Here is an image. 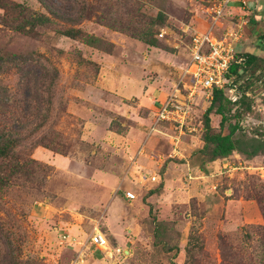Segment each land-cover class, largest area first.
I'll return each instance as SVG.
<instances>
[{
    "label": "rangeland",
    "instance_id": "374dc122",
    "mask_svg": "<svg viewBox=\"0 0 264 264\" xmlns=\"http://www.w3.org/2000/svg\"><path fill=\"white\" fill-rule=\"evenodd\" d=\"M9 1L45 15L53 5L71 4L76 17L86 8L79 24L54 21L34 39L0 26V138L21 139L16 151L30 173L0 192V224L17 258L39 264H264V152L252 158L233 152L202 171L194 153L203 131L182 137L180 159L170 157L169 126L148 134L154 112L187 64L192 36L212 24L214 0ZM247 17L238 55L264 29ZM69 27L103 43L91 47L55 32ZM149 30L155 46L139 39ZM238 86L243 102L229 105L221 131L237 123V135L264 141V71L245 74ZM210 103L195 98L193 126L203 129ZM209 118L220 131V116ZM153 173L159 182L138 178ZM154 221L166 224L170 252L153 245ZM95 229L109 251L88 248Z\"/></svg>",
    "mask_w": 264,
    "mask_h": 264
},
{
    "label": "trees",
    "instance_id": "16d2710c",
    "mask_svg": "<svg viewBox=\"0 0 264 264\" xmlns=\"http://www.w3.org/2000/svg\"><path fill=\"white\" fill-rule=\"evenodd\" d=\"M54 6V5H53ZM46 7L48 15L30 11L29 8L22 4L9 0H0V26L4 30H8L15 35L34 39L39 35V29L48 27L54 21L68 25H77L83 19L86 8L76 17L71 4L65 6ZM56 34H60L72 40H82V43L99 48L103 40L86 35L79 28L69 27L67 29H55ZM152 32H140L139 39L150 45L155 46L156 43L152 39ZM262 50L264 51V33L261 36ZM261 46V45H260ZM264 71V58H260L253 54H241L236 56V62L231 66L229 78L232 84L237 85L247 73ZM239 96V94L237 95ZM243 97L239 96L235 102L229 100L223 91L214 90L213 98L210 106L203 115V133L201 141L203 145L195 151V157L198 167L203 171L205 165L215 162L219 159L230 156L233 152H238L248 158H252L264 152V141L249 139L246 135H237V131L241 128L236 123L230 127L227 134L222 133V129L227 123V112L230 104L243 102ZM210 114L220 116V131L216 132L210 124ZM21 139L15 135L0 138V192L12 188L15 181L23 176H30L29 172L24 169V164L20 162L16 148L20 145ZM163 186L160 184L161 190ZM166 224L154 221V246L161 245L163 251L170 252L173 248L169 247L163 236L166 232ZM3 226L0 224V264H39L36 260L30 259L26 261L19 260L16 255V248L13 246L10 238L5 234ZM175 264V263H172Z\"/></svg>",
    "mask_w": 264,
    "mask_h": 264
},
{
    "label": "built area",
    "instance_id": "2783aa9c",
    "mask_svg": "<svg viewBox=\"0 0 264 264\" xmlns=\"http://www.w3.org/2000/svg\"><path fill=\"white\" fill-rule=\"evenodd\" d=\"M236 3H239L241 9L244 10L252 7L250 0H214L209 9L212 24L207 30L192 36L188 47L187 64L172 92L154 112L148 134L158 133V127L161 125L171 128L173 133L166 134L171 147L170 157L179 155L182 137L186 134H201L203 131L202 128L192 125V106L195 98H205L207 101H211L214 90L223 91L224 95L233 102L239 97L237 96V85L231 83L229 72L231 66L236 62V47L242 39L243 29L247 25L245 18L247 15L238 17L231 26L223 30L220 36L214 34L217 23L226 17L230 8ZM158 36L161 38L163 34L159 33ZM138 178L142 182H159L158 175L148 177L140 175ZM125 196L130 200L135 198L131 192H126ZM87 241L88 248L109 251L107 238L97 229L90 234ZM115 252L120 253V249H116Z\"/></svg>",
    "mask_w": 264,
    "mask_h": 264
},
{
    "label": "crops",
    "instance_id": "0c3cea01",
    "mask_svg": "<svg viewBox=\"0 0 264 264\" xmlns=\"http://www.w3.org/2000/svg\"><path fill=\"white\" fill-rule=\"evenodd\" d=\"M250 2L252 4V7H251L252 10L251 9L244 10V9H241L239 3L234 4L230 8L226 17L221 20L218 30L223 32V30L225 28L231 26L232 23L235 20H237L238 17L243 16V15L252 16V20L253 19L255 20V22L257 23V26H260V25L264 26V0H250ZM250 21H251V17L250 18L247 17V25L243 29L244 37H245L246 31L249 30V27H250L249 22ZM263 33H264V29H263V32L259 35L258 39H256L255 43H253V45L244 46V49H243L244 53H242V54H253V55L258 56L260 58H264L263 57L264 51L262 50V46H263L262 44L263 43H261L262 42L261 36L263 35ZM244 37H243V40H245ZM252 49H253V51H252ZM236 50H237V47H236ZM261 54H263V56ZM168 146H169V149L171 151V147H170L169 143H168ZM183 150L184 149L181 148V144H180V150H179L180 153L178 156H175V157H177L179 159L184 158L185 156L183 154ZM144 156H146L147 158H150V161H151L150 163L156 164V166L160 165V163L163 164L162 160L156 158V156H154L153 154H150V155L144 154ZM144 156H143V158H145ZM158 157H159V155H158ZM175 157H173V158H175ZM141 158L142 157H139V159H141ZM152 175H158V174L153 173ZM158 177L160 180L159 175H158Z\"/></svg>",
    "mask_w": 264,
    "mask_h": 264
}]
</instances>
